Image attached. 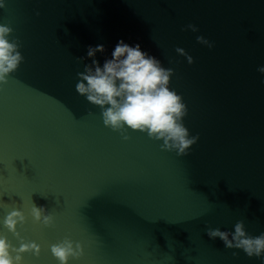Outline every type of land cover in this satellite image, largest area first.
Returning a JSON list of instances; mask_svg holds the SVG:
<instances>
[{
    "label": "water",
    "instance_id": "water-1",
    "mask_svg": "<svg viewBox=\"0 0 264 264\" xmlns=\"http://www.w3.org/2000/svg\"><path fill=\"white\" fill-rule=\"evenodd\" d=\"M0 24L23 56L0 85V199L40 246L24 264H56L48 248L65 237L82 246L74 264H259L206 228L264 232V0H5ZM119 40L173 70L198 136L187 155L138 132L124 140L75 92L77 58L100 44L103 63ZM32 203L50 227L32 223Z\"/></svg>",
    "mask_w": 264,
    "mask_h": 264
},
{
    "label": "clouds",
    "instance_id": "clouds-1",
    "mask_svg": "<svg viewBox=\"0 0 264 264\" xmlns=\"http://www.w3.org/2000/svg\"><path fill=\"white\" fill-rule=\"evenodd\" d=\"M4 7L5 0H0V9ZM183 30L198 31L193 24ZM11 33L9 26L0 24V85L7 83L23 62L20 45L15 38H10ZM196 42L209 49L213 47V43L202 36H197ZM175 52L192 64V58L183 49L177 47ZM98 53H104L103 45L88 46L86 57L77 58L83 70L76 74L75 92L99 109L103 125L119 133L124 140L128 139V132H138L159 142L162 151L175 152L178 157L187 155L198 136H190L183 123L187 108L182 97L170 88L173 70L163 67L159 59L143 51L139 44L129 45L123 40L117 41L103 63L96 59ZM86 59L90 63H85ZM257 71L264 75V66H259ZM0 212L4 213L0 217V264H24L25 254L38 257L40 246L25 242L18 231L28 219L24 212L2 199ZM28 216L33 224L45 228L53 224L52 214L33 203ZM5 232L18 246L12 244ZM206 235L210 240L219 239L225 249L242 251L249 259L255 258L259 264H264V232L249 235L243 222L238 221L232 231L206 228ZM48 251L56 264H74L83 249L78 241L65 237L51 244Z\"/></svg>",
    "mask_w": 264,
    "mask_h": 264
}]
</instances>
